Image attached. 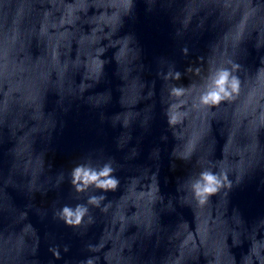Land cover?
<instances>
[{
	"label": "clouds",
	"instance_id": "1",
	"mask_svg": "<svg viewBox=\"0 0 264 264\" xmlns=\"http://www.w3.org/2000/svg\"><path fill=\"white\" fill-rule=\"evenodd\" d=\"M184 54H187V49H182ZM169 76L172 73L168 74ZM167 78V77H165ZM175 79H180V73L177 71L174 76ZM204 91L199 97V104L201 106L214 107L221 104L223 101L232 98L233 94L239 90V80L232 74V71L227 67L218 68L213 74L208 77L205 83ZM185 89L182 87H172L171 94L173 96H182ZM170 123L173 120L170 118ZM115 169L112 161H106L98 166L91 162H84L77 164L71 170V184L77 192H85L90 187H95L101 190V193L108 191H115L120 184V180L114 175ZM231 181L228 176L219 171L211 169H204L191 180L190 187L193 197L201 204L217 194L221 188L231 187ZM107 199L106 195H91L88 197L86 203H78L74 206L64 205L59 211V218L69 226H79L84 220L85 216L89 214L88 205L99 206L101 201ZM91 220V217H89ZM65 246V251H67ZM53 255L59 258L58 249H53ZM81 264H92L91 258L81 262Z\"/></svg>",
	"mask_w": 264,
	"mask_h": 264
}]
</instances>
